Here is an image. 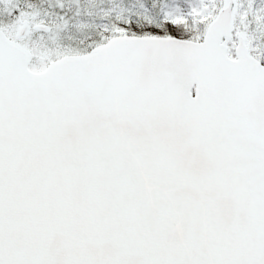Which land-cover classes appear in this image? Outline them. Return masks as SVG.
Instances as JSON below:
<instances>
[{"label": "snow or ice", "instance_id": "1", "mask_svg": "<svg viewBox=\"0 0 264 264\" xmlns=\"http://www.w3.org/2000/svg\"><path fill=\"white\" fill-rule=\"evenodd\" d=\"M0 264H264V0H0Z\"/></svg>", "mask_w": 264, "mask_h": 264}]
</instances>
